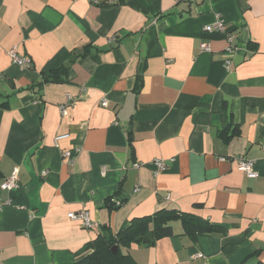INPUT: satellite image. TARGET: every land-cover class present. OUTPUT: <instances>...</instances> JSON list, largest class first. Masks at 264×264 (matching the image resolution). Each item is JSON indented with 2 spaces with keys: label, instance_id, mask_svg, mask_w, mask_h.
<instances>
[{
  "label": "crops",
  "instance_id": "1",
  "mask_svg": "<svg viewBox=\"0 0 264 264\" xmlns=\"http://www.w3.org/2000/svg\"><path fill=\"white\" fill-rule=\"evenodd\" d=\"M218 18L229 67L226 35L205 30ZM162 210L224 232L176 220L171 238L121 247L137 264H264V0H0V264H72Z\"/></svg>",
  "mask_w": 264,
  "mask_h": 264
},
{
  "label": "trees",
  "instance_id": "2",
  "mask_svg": "<svg viewBox=\"0 0 264 264\" xmlns=\"http://www.w3.org/2000/svg\"><path fill=\"white\" fill-rule=\"evenodd\" d=\"M61 68L60 72H64ZM237 132V128L234 133ZM226 135V133H222ZM110 207L115 206L112 198L107 200ZM201 208V206L197 205ZM181 220L187 235L197 238L198 236H213L224 232L223 227L210 223L198 215L186 214L176 211L162 210L154 215L135 218L128 227L118 233H113L108 227L102 237L87 245L77 253V259L72 264H137L131 255L121 251V247L129 248L132 245H154L157 241L174 236L172 223ZM118 247L114 253V247ZM260 253H257L259 255ZM241 264H248L245 260ZM263 264V263H258Z\"/></svg>",
  "mask_w": 264,
  "mask_h": 264
},
{
  "label": "built area",
  "instance_id": "3",
  "mask_svg": "<svg viewBox=\"0 0 264 264\" xmlns=\"http://www.w3.org/2000/svg\"><path fill=\"white\" fill-rule=\"evenodd\" d=\"M93 2L95 4H99V3L104 2V4L113 5V4H117L118 0H93ZM205 30H206V32H209V33L221 32V33L226 35L228 46L226 48V61H225V63L227 65V67H229L231 57L236 51V47L234 45L235 36L228 31V29L225 25V22L220 18H218V20L215 24L207 26L205 28ZM201 48L204 51H209V46L207 44H203ZM9 55L13 59L14 63H16L18 66L23 67V68L31 67L30 60H28L24 57H20L17 54L15 49L11 50ZM102 106L107 107L108 102L104 101L102 103ZM68 137H69V135H63V136H60L58 138V140H63V139H66ZM77 152H78V150H76V149L65 151L63 153V159L66 160L68 163H71L73 160V155ZM237 165H238L239 169L247 175V177H249L251 179L258 177V173L255 171L253 161L241 158V159L237 160ZM135 166L138 167L139 165L135 164ZM154 166L156 167L155 173L157 175L166 169V163L162 159L155 160ZM19 187H20V181H19L17 172H15L8 179H6V181L1 185V190H3V191H17L19 189ZM68 216L71 220H76V221L81 222L82 226L86 229L92 230V229H96L99 227V225L95 221L91 220V218L87 212L70 213Z\"/></svg>",
  "mask_w": 264,
  "mask_h": 264
},
{
  "label": "water",
  "instance_id": "4",
  "mask_svg": "<svg viewBox=\"0 0 264 264\" xmlns=\"http://www.w3.org/2000/svg\"><path fill=\"white\" fill-rule=\"evenodd\" d=\"M114 250H115L114 253H117L119 248L116 246V247H114Z\"/></svg>",
  "mask_w": 264,
  "mask_h": 264
}]
</instances>
